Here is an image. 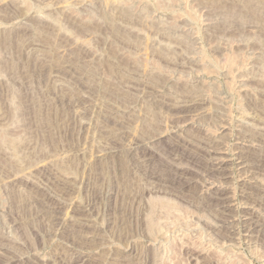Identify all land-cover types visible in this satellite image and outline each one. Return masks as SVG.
Segmentation results:
<instances>
[{"label": "rangeland", "instance_id": "rangeland-1", "mask_svg": "<svg viewBox=\"0 0 264 264\" xmlns=\"http://www.w3.org/2000/svg\"><path fill=\"white\" fill-rule=\"evenodd\" d=\"M263 198L264 0H0V264H264Z\"/></svg>", "mask_w": 264, "mask_h": 264}, {"label": "bare ground", "instance_id": "bare-ground-1", "mask_svg": "<svg viewBox=\"0 0 264 264\" xmlns=\"http://www.w3.org/2000/svg\"><path fill=\"white\" fill-rule=\"evenodd\" d=\"M121 18V17H120ZM126 20V19H125ZM89 26V25H88ZM90 27V26H89ZM79 55V54H78ZM113 56V55H112ZM75 60H76V58H75ZM118 64V63H117ZM115 65V64H114ZM121 65H122V63H121ZM120 65V66H121ZM125 65V64H124ZM131 65V64H130ZM113 66V65H112ZM97 67V66H96ZM92 68V67H91ZM136 68V67H135ZM132 69V68H131ZM134 70V69H133ZM118 71V70H117ZM122 71V70H121ZM125 72H126V70H125ZM93 73V72H92ZM155 75V74H154ZM161 75V74H160ZM129 76V75H128ZM127 76V77H128ZM132 76V75H131ZM158 76H159V74H158ZM121 77H122V75H121ZM120 77V78H121ZM126 77V78H127ZM150 77H152V76H150ZM157 77V74H156V76H155V78ZM166 77V76H165ZM92 78V77H91ZM155 78H152V79H154L155 81L157 80V78L155 79ZM127 79H129V78H127ZM150 80V79H149ZM153 80V81H154ZM160 80H161V78H160ZM162 80H164V79H162ZM165 80H167V78H165ZM96 81V80H95ZM125 81H127L126 79L124 80V83H125ZM82 82V81H81ZM104 82V81H103ZM148 82V81H147ZM150 82V81H149ZM158 82H159V80H158ZM97 83V82H96ZM108 83V82H107ZM152 83H154V82H152ZM162 83H163V81H162ZM161 83V84H162ZM91 84V83H90ZM121 84H122V82H121ZM128 84V83H127ZM142 84H143V82H142ZM156 84V82L154 83V85ZM160 84V83H159ZM159 84H157V87H158V85ZM160 84V85H161ZM88 85V84H87ZM133 85V84H132ZM148 85V84H147ZM103 86H104V84H103ZM135 86V85H134ZM138 86V85H137ZM149 86V85H148ZM147 86V87H148ZM152 86H153V84H152ZM162 86V85H161ZM182 86H185L184 84H182L181 85V87ZM94 87V86H93ZM133 87V86H132ZM136 87V86H135ZM150 87V86H149ZM180 87V89H182ZM190 87V86H189ZM89 88V87H88ZM115 88H117L116 86H115ZM114 88V89H115ZM144 88H145V86H144ZM150 88H152L153 89V87H150ZM161 88V87H160ZM194 88V87H193ZM203 88V87H202ZM105 89V88H104ZM121 89V88H120ZM180 89H178V90H180ZM184 90H186V88H183ZM192 89V88H191ZM190 89V90H191ZM147 90H149V89H147ZM189 90V89H188ZM125 91V90H124ZM173 91V90H172ZM174 91H175V89H174ZM183 91V90H182ZM181 91V92H182ZM204 91H205V88H204ZM110 92H112V91H110ZM115 92V91H114ZM186 92H187V90H186ZM185 92V93H186ZM141 93V92H140ZM184 93V94H185ZM188 93V92H187ZM114 94V93H113ZM123 94V93H122ZM131 94V93H130ZM129 93H124L123 95H124V97H125V99H126V101L125 102H127V101H129V102H131V101H133L132 99H133V97L130 95ZM132 94H134V93H132ZM139 94V93H138ZM110 95H111V93H110ZM168 95V94H167ZM181 95V94H180ZM188 95V94H187ZM191 95V94H190ZM192 95H194V93L192 94ZM191 95V96H192ZM119 96H120V94H119ZM176 96H178V95H176ZM76 97V96H75ZM169 97H171V96H169ZM78 98V97H77ZM175 98V97H174ZM186 98V97H185ZM121 99V98H120ZM122 101L124 102V98L122 97ZM137 99V98H136ZM171 99H173V98H171ZM134 100H135V98H134ZM168 100V99H167ZM190 100V99H189ZM121 101V102H122ZM156 101V100H155ZM188 101V100H187ZM122 102V103H123ZM124 102V103H125ZM159 102V101H158ZM168 102V101H167ZM133 103H135V102H133ZM165 103V102H164ZM171 103V102H170ZM173 103V102H172ZM176 103V102H175ZM130 104V103H129ZM136 104V103H135ZM155 104V103H154ZM158 104V103H157ZM127 105H128V103H127ZM127 105H125V106H127ZM131 105V104H130ZM146 105H147V103H146ZM149 105V104H148ZM152 105H153V103H152ZM160 105H161V102H160ZM143 106V105H142ZM157 107H159V105H156ZM176 106V105H175ZM184 106V105H183ZM127 107H129V106H127ZM135 107V106H134ZM146 107V106H145ZM154 107V106H153ZM173 107V106H172ZM132 108V107H131ZM143 108V107H142ZM148 109V108H147ZM191 109V108H190ZM190 109H188V108H184V107H182V106H180V108L178 109V110H176V112L178 111V112H180L181 114H183V115H186L187 114V112H189L190 111ZM174 111V110H173ZM127 112H129L130 113V111L129 110H127ZM153 112V111H152ZM165 112V111H164ZM148 113V112H147ZM168 114V113H167ZM170 114H171V112H170ZM174 114V113H173ZM179 114V113H178ZM127 115H128V113H127ZM150 115V114H149ZM175 115H176V113H175ZM153 116H155V115H153ZM158 116V115H157ZM157 116L155 117L156 119H157ZM171 116H172V114H171ZM125 118H126V116H125ZM150 119V118H149ZM151 119H152V117H151ZM150 119V120H151ZM154 119V118H153ZM179 119V118H178ZM128 120V119H127ZM150 120H148L149 122H148V124L145 122V128H144V131H143V133L141 134V139L142 138H146V137H148L147 139H149V137H152V136H155L156 135V132L159 130V123H158V120H156L155 122L152 120V121H150ZM155 120V119H154ZM144 121H145V119H144ZM176 121H177V119H176ZM127 122V121H126ZM174 122H175V120H174ZM130 123V122H129ZM177 123V122H176ZM123 124V123H122ZM123 127H124V124L122 125ZM122 127V128H123ZM127 127V126H126ZM120 129H121V127H120ZM124 129V128H123ZM128 130V129H127ZM122 131H124V130H122ZM110 132V131H109ZM128 133H130V132H128ZM155 134V135H154ZM127 135H129V134H127ZM6 136H7V134H6ZM5 136V137H6ZM128 137H130V136H128ZM139 137V138H140ZM8 138V137H7ZM119 138V137H118ZM126 139H127V137H125ZM153 138V137H152ZM9 139V138H8ZM120 139V138H119ZM151 139V138H150ZM12 140V139H11ZM115 140V139H114ZM137 141H138V139H137ZM173 143V142H172ZM12 144V143H11ZM11 144H10V146H11ZM16 144H17V142H16ZM181 144V143H180ZM18 147V146H17ZM137 147V146H136ZM151 147V146H150ZM198 147V146H197ZM13 148H15V146L13 147ZM12 149V148H11ZM17 149V148H16ZM15 149V150H16ZM128 148H126V150H127ZM149 149V148H148ZM192 149V148H191ZM14 150V151H15ZM18 150V149H17ZM125 150V154H124V156H125V158H122L121 159V165H122V175L121 176H125L126 178H125V181H124V185H123V187H124V189H125V195H127V196H129V198H130V194H131V192H133L134 190H135V192H134V195H137L136 194V192H139L140 194H139V196L141 197V196H143L144 195V191H145V189H147L148 188V186H144V187H147V188H142V185H141V187H140V184H138V183H134L133 185H135V184H138V185H136L134 188L135 189H132L133 187H132V183H131V177H129V174H130V169H131V165H134L135 163H136V165H137V162H136V160H135V153H133L134 155V159L132 158V156H131V153L129 152V150L128 151H126ZM13 151V152H14ZM138 152H139V150H137ZM136 151V152H137ZM153 151V150H152ZM185 150H184V148H182V146L181 145H179V144H174L173 146H172V148H170V150H169V152L171 153V154H179V153H183ZM124 152V151H123ZM134 152V151H133ZM168 152V153H169ZM142 153V156H144V157H146V156H148V155H151L152 156V154H150V152H149V150L148 151H142L141 152ZM167 153V154H168ZM190 153V152H189ZM247 153V152H246ZM14 154V153H13ZM247 154H249V153H247ZM166 155V154H165ZM242 155H243V153H242ZM141 156V155H140ZM174 156V155H173ZM196 156V155H195ZM244 156V155H243ZM150 157V156H149ZM165 157V156H164ZM156 158V157H155ZM163 158V157H162ZM166 158V157H165ZM191 158L192 159H194V156H193V154H191ZM200 159V157L199 156H196L195 157V160H199ZM252 159V158H251ZM134 160V161H133ZM152 160V159H151ZM160 160H161V157H160ZM171 160H172V158H171ZM155 161H156V159H155ZM157 161H158V159H157ZM164 161V160H163ZM193 161V160H192ZM12 162V161H11ZM139 163V162H138ZM152 163V162H151ZM12 164V163H11ZM140 164H142V163H140ZM140 164L138 165L139 167H140ZM147 164V163H146ZM172 164V163H171ZM258 164V163H257ZM153 165H155V164H153ZM157 165V164H156ZM158 165H159V163H158ZM137 166V167H138ZM142 167L144 166L143 164L141 165ZM178 166V165H177ZM169 167V166H168ZM201 167H202V165H201ZM136 168V167H135ZM161 168V167H160ZM166 168V167H165ZM165 168L164 169H160L161 170V172L163 171V170H165ZM190 168V167H189ZM155 169V168H154ZM157 169H158V167H157ZM143 171V170H142ZM166 171V170H165ZM118 172H120V171H118ZM153 172V171H152ZM193 172V171H192ZM149 173V172H148ZM158 173V172H157ZM164 173V172H163ZM160 174H162V173H160ZM160 174H154V173H152V174H150V176L151 177H153V178H155L156 180H155V182L157 183V182H160V184L162 183V182H164V185H166V186H169V187H171V184H174L176 181H181L182 179H179V178H183V177H186L187 178V175H189L190 174V171L188 170V168L186 169V168H184V167H169V169L166 171V177H164V178H162L163 177V174H162V177H160L161 175ZM118 175V174H117ZM132 175V174H131ZM206 175V174H205ZM165 176V175H164ZM177 176H178V179H177ZM130 178V179H129ZM190 178V177H189ZM185 179V178H184ZM187 180V179H186ZM146 183V182H145ZM149 183V182H148ZM177 183V182H176ZM183 183H184V180H183ZM184 184H186V183H184ZM160 186H162V184L160 185ZM154 189V188H153ZM160 189V188H159ZM162 189V188H161ZM174 189H177V188H174ZM150 190V189H149ZM156 190V189H155ZM158 190V189H157ZM165 191V190H164ZM148 192V191H147ZM161 192V191H160ZM19 196V195H18ZM132 196V195H131ZM145 196V195H144ZM132 198V197H131ZM142 198V197H141ZM135 199H136V197H135ZM137 199H138V197H137ZM21 200V199H20ZM263 200H264V198H263ZM142 201V200H141ZM140 201V202H141ZM144 205V204H143ZM100 206V205H99ZM125 206V205H124ZM225 206V208H227V205H224ZM59 207V206H58ZM58 207H57V209L56 208H53V209H56L54 212H56L57 213V210H58ZM130 207V206H129ZM110 208V207H109ZM112 209V208H111ZM59 210H60V208H59ZM225 210V209H224ZM227 210V209H226ZM128 211V210H127ZM127 212H125L124 214H126ZM128 214V213H127ZM127 218V217H126ZM128 219V218H127ZM255 219V218H254ZM125 220V219H124ZM129 220V219H128ZM79 221V220H78ZM81 222V221H80ZM141 222V221H140ZM143 222V221H142ZM77 223V222H76ZM75 222H73V224H76ZM87 224V223H86ZM143 224V223H142ZM81 229L82 228H84L86 225H85V223L83 222V223H79V225H78ZM77 226V227H78ZM124 226V225H123ZM128 226V225H127ZM126 228V227H125ZM216 228V227H215ZM125 230H128V228L127 229H125ZM228 230V229H227ZM127 232V231H126ZM252 232V231H251ZM228 233V232H227ZM73 238V237H72ZM82 238V239H81ZM81 238L79 237L78 239H73V243L74 244H80V242H83V240H85V238H83L82 236H81ZM264 238V237H263ZM78 242V243H77ZM84 245V244H83ZM79 246H82V245H79ZM2 257H0V259H1ZM79 258V257H78ZM77 257L76 258H74L71 262H69L70 264H78V263H80V262H82V260H80V259H78ZM3 260V259H2ZM0 262H1V260H0ZM81 264H85V262H82Z\"/></svg>", "mask_w": 264, "mask_h": 264}]
</instances>
